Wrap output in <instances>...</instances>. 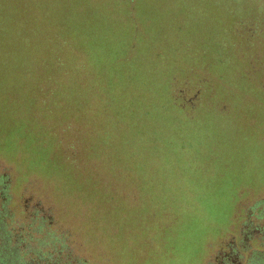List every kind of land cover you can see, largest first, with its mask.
<instances>
[{
	"label": "rangeland",
	"instance_id": "obj_1",
	"mask_svg": "<svg viewBox=\"0 0 264 264\" xmlns=\"http://www.w3.org/2000/svg\"><path fill=\"white\" fill-rule=\"evenodd\" d=\"M255 52L264 0H0L8 208L43 196L105 264H214L229 243L242 250L244 217L264 210ZM245 242L235 264H264L263 235Z\"/></svg>",
	"mask_w": 264,
	"mask_h": 264
},
{
	"label": "trees",
	"instance_id": "obj_2",
	"mask_svg": "<svg viewBox=\"0 0 264 264\" xmlns=\"http://www.w3.org/2000/svg\"><path fill=\"white\" fill-rule=\"evenodd\" d=\"M63 156L65 157L64 153ZM71 163L77 168L75 161ZM1 182L4 188L0 189V230L4 233L0 237V264H105V254L94 251L98 241L93 244L86 236L88 244L91 242L86 245L81 236L71 228L66 230L61 215L56 212V208L47 205L43 196L30 197V201H26L24 206H20L21 209L12 213L6 203L8 192L4 181ZM60 192L64 193V190ZM62 197L67 204L77 207L78 204H74L79 200L76 195L64 193ZM74 211L83 215L82 208ZM258 227L246 232L251 234L258 229L262 233L264 230L261 226ZM234 254L237 255L235 250ZM225 264L232 262L226 261Z\"/></svg>",
	"mask_w": 264,
	"mask_h": 264
},
{
	"label": "flooded vegetation",
	"instance_id": "obj_3",
	"mask_svg": "<svg viewBox=\"0 0 264 264\" xmlns=\"http://www.w3.org/2000/svg\"><path fill=\"white\" fill-rule=\"evenodd\" d=\"M254 34H256V31L254 32ZM226 39H231L230 35L227 34ZM239 37V34H238ZM241 37V41L243 40V34L240 35ZM252 38L255 36H251ZM226 39H222L223 41H228ZM232 40V39H231ZM235 59V58H234ZM253 61L257 62L259 64V73L260 74H264V54L261 55V57H259V55H257V52H255V57L252 58ZM238 62V61H237ZM200 63V62H197ZM238 63H243V62H238ZM205 64H208V66L210 67V62H205ZM244 68V67H243ZM187 95V94H185ZM192 99H187L185 96H183V99L181 100L182 102L179 104L180 108L182 109H186V107L188 106V102L191 101ZM258 207V206H256ZM264 210H260V208H257L256 211H254L253 213L250 214H246V216L244 217V223H243V230L240 234V236H242V250L239 246V244L236 243V241H233L231 243H229L228 245L224 246L223 248H221L218 252V254L216 255L215 259H214V264H225L226 261H228L229 263L232 262V264L237 263V261L239 260V255L242 254L243 250L247 249L246 242L245 240H247L248 238H252L255 237L257 234H261L264 237V232L260 233V231L254 230V233H251L247 230L249 229H254L255 227L258 226V224H256L254 222V218L258 219V221H263L264 220ZM263 216V217H262ZM261 228L264 230V225H261ZM250 234V235H249ZM233 238H236V236H234ZM234 250L237 252V255L234 254ZM242 251V252H241Z\"/></svg>",
	"mask_w": 264,
	"mask_h": 264
}]
</instances>
